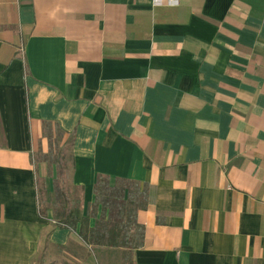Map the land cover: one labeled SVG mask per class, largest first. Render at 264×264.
Wrapping results in <instances>:
<instances>
[{
    "label": "crops",
    "instance_id": "obj_1",
    "mask_svg": "<svg viewBox=\"0 0 264 264\" xmlns=\"http://www.w3.org/2000/svg\"><path fill=\"white\" fill-rule=\"evenodd\" d=\"M43 122L73 134L82 216L98 176L147 192L128 248L40 217ZM42 243L75 264H264V0H0V264Z\"/></svg>",
    "mask_w": 264,
    "mask_h": 264
},
{
    "label": "trees",
    "instance_id": "obj_2",
    "mask_svg": "<svg viewBox=\"0 0 264 264\" xmlns=\"http://www.w3.org/2000/svg\"><path fill=\"white\" fill-rule=\"evenodd\" d=\"M42 128V135L48 141L46 161L56 168L57 179H60L62 185V188L58 185L55 188L58 200H62V208L54 211L50 220L51 227L65 228L71 233L77 232L78 238L85 245L128 248L127 245L134 243L136 239L131 230L135 232L137 238L141 236L142 228L136 225L134 216L137 210L146 207L147 192H139L135 183L126 180H116L111 186L108 178L98 176L94 185V202L89 206L87 215L82 216V189L75 187L71 181L73 134L66 135L57 123L43 122ZM64 138L67 146H59L58 142ZM67 151L69 155L66 156ZM33 157L34 154L31 156L32 163ZM66 159L70 162L69 186L73 191V197H70L65 189L67 181L63 178V172L68 169ZM37 192L38 196L44 194L43 190L37 189ZM39 215L42 219L48 220L40 208ZM90 220H94L93 226H90Z\"/></svg>",
    "mask_w": 264,
    "mask_h": 264
},
{
    "label": "rangeland",
    "instance_id": "obj_3",
    "mask_svg": "<svg viewBox=\"0 0 264 264\" xmlns=\"http://www.w3.org/2000/svg\"><path fill=\"white\" fill-rule=\"evenodd\" d=\"M58 144L59 146H67L66 138L58 142ZM47 151L48 141L42 136L34 144V157L32 164L36 173L37 189L44 191L43 195L38 196L40 211L45 213L48 219L52 220L54 211L61 210L62 208V200H58L55 192L56 185H58L59 188H62V185L60 184V179H57L58 172L56 168L52 167L46 161L45 155ZM67 155H69L68 151L66 153V156ZM66 165L68 169L63 172V178L67 181L65 189L69 192V196L73 197V191L69 186L70 162L68 159H66ZM74 253H79L74 244L67 247V249H62L60 247L45 245L42 243L33 258V264H75V261L72 258Z\"/></svg>",
    "mask_w": 264,
    "mask_h": 264
},
{
    "label": "built area",
    "instance_id": "obj_4",
    "mask_svg": "<svg viewBox=\"0 0 264 264\" xmlns=\"http://www.w3.org/2000/svg\"><path fill=\"white\" fill-rule=\"evenodd\" d=\"M180 4V0H151V6L153 8L160 6L177 7Z\"/></svg>",
    "mask_w": 264,
    "mask_h": 264
}]
</instances>
